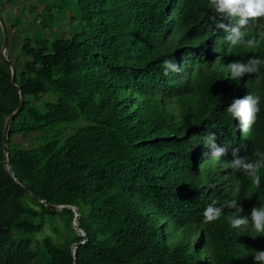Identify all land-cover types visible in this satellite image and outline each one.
Wrapping results in <instances>:
<instances>
[{
    "label": "trees",
    "instance_id": "16d2710c",
    "mask_svg": "<svg viewBox=\"0 0 264 264\" xmlns=\"http://www.w3.org/2000/svg\"><path fill=\"white\" fill-rule=\"evenodd\" d=\"M38 2L0 8V264H264V0Z\"/></svg>",
    "mask_w": 264,
    "mask_h": 264
},
{
    "label": "rangeland",
    "instance_id": "374dc122",
    "mask_svg": "<svg viewBox=\"0 0 264 264\" xmlns=\"http://www.w3.org/2000/svg\"><path fill=\"white\" fill-rule=\"evenodd\" d=\"M12 2L14 5L18 3V5L22 7L23 10L20 14L22 21L32 20L35 17V14L40 12L44 8V4L38 2V0H12ZM2 3H4V0L0 1V8L2 9V13L4 16H8L11 15V13L16 12V10L11 8L10 4L2 5ZM33 4H35L37 7L35 12L29 11L30 5ZM73 130L74 127L69 126L68 128L64 129V135H68L72 133ZM36 138H37L36 135H30V136L17 135L13 138L12 143L20 145L21 148H28L42 144V142L40 140H37ZM61 217H66V216L63 215ZM50 220L46 222V225L41 232H38L31 236V238L33 239V245L39 247V244L42 242L43 238L48 236L52 237L53 240L55 241L58 242L63 241L64 237L67 235L64 219L60 218V216H58L56 219H53L54 220V221L52 220L53 226H51Z\"/></svg>",
    "mask_w": 264,
    "mask_h": 264
},
{
    "label": "water",
    "instance_id": "95a60500",
    "mask_svg": "<svg viewBox=\"0 0 264 264\" xmlns=\"http://www.w3.org/2000/svg\"><path fill=\"white\" fill-rule=\"evenodd\" d=\"M0 28L2 31V44L0 47V55L3 61H5V63L9 66L10 69V75H11V85L18 91V93L20 94V89L18 87V85L16 84L15 81V70L12 67L10 61L8 60L7 57V48H8V33L6 31V28L3 24V21L0 18ZM23 106V96L22 94H20L19 97V103L17 108L8 116L5 118V123H4V129H3V139H2V145H3V152H4V157H5V165H4V169L6 170L7 174L15 181L16 177L12 171L9 159H8V148H7V139H8V131H9V127L11 122L13 121V119L17 116V114L19 113V111L21 110ZM18 183V182H17ZM30 197L35 198L38 202L44 204L48 209H50L51 211H71L73 213V221H72V226L73 229L75 230V232L77 233L78 236L83 238L82 242L79 243H75L71 246V251H72V255L73 257L76 256V250L77 247L81 244H83L86 240H87V236L85 235V233L83 231L80 230V228L78 227V219H79V212L78 210L72 206V205H53V204H49L43 200H41L38 197L33 196L31 193L27 192L26 190H24Z\"/></svg>",
    "mask_w": 264,
    "mask_h": 264
},
{
    "label": "clouds",
    "instance_id": "9594fccd",
    "mask_svg": "<svg viewBox=\"0 0 264 264\" xmlns=\"http://www.w3.org/2000/svg\"><path fill=\"white\" fill-rule=\"evenodd\" d=\"M253 71V70H252ZM252 71H250V72H252Z\"/></svg>",
    "mask_w": 264,
    "mask_h": 264
}]
</instances>
